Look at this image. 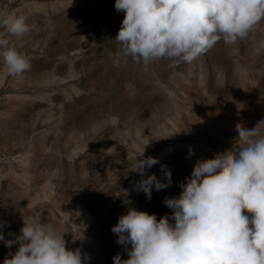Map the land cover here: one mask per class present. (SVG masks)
<instances>
[{
	"label": "rangeland",
	"instance_id": "1",
	"mask_svg": "<svg viewBox=\"0 0 264 264\" xmlns=\"http://www.w3.org/2000/svg\"><path fill=\"white\" fill-rule=\"evenodd\" d=\"M23 15L32 30L9 38L31 68L7 75L0 57V232L18 235L23 219L41 216L66 233L86 264H113L123 246L111 231L129 207L171 210L198 158L231 147L237 123L264 118V21L235 45L218 42L192 64L147 66L115 40L124 12L115 0H0V20ZM189 149L194 155L189 157ZM156 157L146 171L172 185L149 200L129 162ZM132 203L126 204L124 201ZM74 223L61 224L68 213ZM83 227L84 239L79 231ZM17 245L0 241V264Z\"/></svg>",
	"mask_w": 264,
	"mask_h": 264
},
{
	"label": "clouds",
	"instance_id": "2",
	"mask_svg": "<svg viewBox=\"0 0 264 264\" xmlns=\"http://www.w3.org/2000/svg\"><path fill=\"white\" fill-rule=\"evenodd\" d=\"M115 9L124 12L115 37L122 54L145 66L157 60L171 68L192 64L218 42L235 45L246 39L264 21V0H115ZM26 20L11 14L0 26L9 36L23 37L32 30ZM0 57L9 76L31 68L9 38H0ZM235 131L230 148L198 158L180 182L179 195L164 197L171 215L157 219L129 207L118 217L111 231L127 258L117 253L113 264H264V118L252 127L237 123ZM188 155H194L192 149ZM157 164L158 158L142 153L128 165L141 177L134 187L149 200L153 188L159 192L172 185L164 164L162 179L146 175ZM78 214L68 213L60 223H74ZM78 231L83 240V227ZM66 233L41 216L23 219L14 239L5 240L0 232L5 247L18 246L3 264H86L90 257L67 247Z\"/></svg>",
	"mask_w": 264,
	"mask_h": 264
}]
</instances>
